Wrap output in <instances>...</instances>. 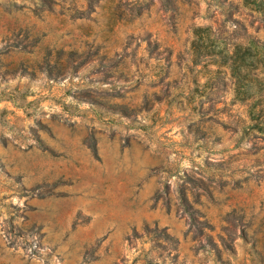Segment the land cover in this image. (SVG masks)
<instances>
[{
  "label": "rangeland",
  "instance_id": "374dc122",
  "mask_svg": "<svg viewBox=\"0 0 264 264\" xmlns=\"http://www.w3.org/2000/svg\"><path fill=\"white\" fill-rule=\"evenodd\" d=\"M87 1L0 0V264H264V0Z\"/></svg>",
  "mask_w": 264,
  "mask_h": 264
},
{
  "label": "trees",
  "instance_id": "16d2710c",
  "mask_svg": "<svg viewBox=\"0 0 264 264\" xmlns=\"http://www.w3.org/2000/svg\"><path fill=\"white\" fill-rule=\"evenodd\" d=\"M96 1L88 0L87 6L91 7V4ZM163 1L166 3V7L174 8V0ZM258 9L261 10V8ZM240 37V39L230 42L229 50L227 49L228 53L226 52L227 65L235 77V93L240 94L241 98L257 95L255 97L260 100L264 97V94H258L254 89H259L264 80V42L259 41L245 31ZM206 40H209L208 36H206ZM61 65L60 67L63 68L62 63ZM261 111L262 108L256 112L262 113ZM251 127L264 131V126L259 125L256 121Z\"/></svg>",
  "mask_w": 264,
  "mask_h": 264
}]
</instances>
